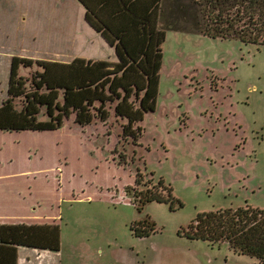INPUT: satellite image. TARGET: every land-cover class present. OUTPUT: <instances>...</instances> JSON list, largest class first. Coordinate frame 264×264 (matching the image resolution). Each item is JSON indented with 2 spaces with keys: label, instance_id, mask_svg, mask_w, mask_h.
<instances>
[{
  "label": "rangeland",
  "instance_id": "rangeland-1",
  "mask_svg": "<svg viewBox=\"0 0 264 264\" xmlns=\"http://www.w3.org/2000/svg\"><path fill=\"white\" fill-rule=\"evenodd\" d=\"M32 1L0 0V102L13 55L117 61L81 6L50 0L23 16ZM163 52L157 107L137 141L122 139L125 122L113 115L0 137V194L19 202L21 223L60 226V251H43L38 264H261L179 231L203 212L264 209V46L168 31ZM136 168L163 179L177 208L153 202L140 211L126 193ZM146 221L157 230L137 237L131 227L144 222V232Z\"/></svg>",
  "mask_w": 264,
  "mask_h": 264
},
{
  "label": "trees",
  "instance_id": "trees-1",
  "mask_svg": "<svg viewBox=\"0 0 264 264\" xmlns=\"http://www.w3.org/2000/svg\"><path fill=\"white\" fill-rule=\"evenodd\" d=\"M77 1L85 7L89 25L115 49L117 61L8 58L0 132L56 131L72 115L84 127L95 121L106 123L113 115L125 122L122 139L135 142L142 136L140 123L157 107L168 31L264 46V0ZM136 169L135 187H127L126 193L140 211L153 202L177 208L173 190L163 179L155 182L153 173ZM146 175L151 177L148 182ZM146 223L144 232L139 227L144 222L131 227L137 237L157 230L155 223ZM60 232L56 223L0 224V264H19L20 247L59 252ZM179 235L227 243L264 264V209L245 206L203 212Z\"/></svg>",
  "mask_w": 264,
  "mask_h": 264
},
{
  "label": "crops",
  "instance_id": "crops-1",
  "mask_svg": "<svg viewBox=\"0 0 264 264\" xmlns=\"http://www.w3.org/2000/svg\"><path fill=\"white\" fill-rule=\"evenodd\" d=\"M55 2H56V4L59 3V5L61 7H63L64 4L67 5V3L79 5L83 8V10L85 11V14H86L85 7L81 3H79L77 0H58V2H57V0H55ZM45 4H46V6H48V8L52 6V2L50 0H33L32 2H28L25 6V9H23V11H22V15L26 17V14L29 15L35 8L43 9ZM94 33H95L96 37L105 41L103 39V37L101 35H99L95 30H94ZM108 46L111 49H113L114 53H115V49L113 47H111L109 44H108ZM95 60H108V59H102L100 57H96ZM112 62H115V61H112ZM4 133H8V132H0V135H1L0 137L3 138L5 136V135H3ZM1 142H2V140L0 138V144H1ZM0 178H3L2 174H0ZM1 181H2V179H1ZM3 195L4 194H0V224H9V225L10 224H20L21 222L19 221V217H18L20 215V209L18 207L19 202H17L16 205H13V204L10 205L9 201L7 199H5V197ZM53 223H57V221L53 222ZM53 223L49 222L47 224H53ZM18 253L20 256L19 264H38V262L42 261L41 259L43 257H46V255H48V253H50V252H43V251L41 252V251L35 250V249L31 250L29 248L20 247L18 249ZM22 260H24L23 263H22Z\"/></svg>",
  "mask_w": 264,
  "mask_h": 264
}]
</instances>
